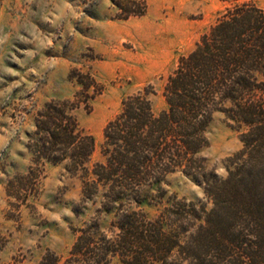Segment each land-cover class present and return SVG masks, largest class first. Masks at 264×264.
Listing matches in <instances>:
<instances>
[{
	"label": "rangeland",
	"instance_id": "1",
	"mask_svg": "<svg viewBox=\"0 0 264 264\" xmlns=\"http://www.w3.org/2000/svg\"><path fill=\"white\" fill-rule=\"evenodd\" d=\"M135 1L145 14L122 19L118 5L126 0H0V264H80L72 256L79 230L98 222L100 234L111 236L116 220L117 212H100L101 195L84 196L85 172L69 170L66 162L35 165L31 148L45 106L74 103L80 129L95 139L87 164L93 170L105 162L104 130L124 99L146 92L154 113L165 111V88L180 58L231 6L223 0ZM244 2L264 10V0ZM241 133L223 112L214 114L199 155L208 179L227 177L230 159L243 148ZM31 167L37 177L26 187ZM208 179L172 173L146 190L142 209L150 219L176 201L209 210ZM109 264L122 263L114 258Z\"/></svg>",
	"mask_w": 264,
	"mask_h": 264
},
{
	"label": "trees",
	"instance_id": "2",
	"mask_svg": "<svg viewBox=\"0 0 264 264\" xmlns=\"http://www.w3.org/2000/svg\"><path fill=\"white\" fill-rule=\"evenodd\" d=\"M223 1L231 6L169 77L167 109L156 115L146 92L124 99L104 130L105 162L93 170L95 139L80 129L74 103L51 102L38 114L35 165L66 162L85 172L84 196L101 195L100 212H117L111 236L100 234L98 222L79 230L72 256L80 264H264V10ZM126 2L118 5L122 19L145 14L143 3ZM219 111L242 131L243 148L227 177L212 180L199 155ZM177 171L208 179L212 207L176 201L150 219L142 209L146 190Z\"/></svg>",
	"mask_w": 264,
	"mask_h": 264
}]
</instances>
